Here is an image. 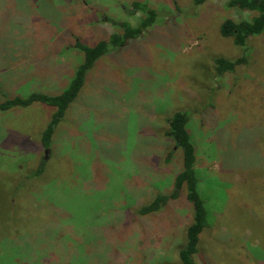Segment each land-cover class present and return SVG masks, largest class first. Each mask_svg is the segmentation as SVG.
Returning a JSON list of instances; mask_svg holds the SVG:
<instances>
[{
	"label": "rangeland",
	"instance_id": "rangeland-1",
	"mask_svg": "<svg viewBox=\"0 0 264 264\" xmlns=\"http://www.w3.org/2000/svg\"><path fill=\"white\" fill-rule=\"evenodd\" d=\"M227 2L3 4L13 21L26 11L20 29L29 38L4 44L9 52L15 45L0 57L8 95L61 92L82 60L75 40L94 45L123 22L137 24L145 12L135 3L156 19L95 61L50 148L41 134L52 106L0 111V264H178L193 213L185 190L159 212H136L170 192L181 168V151L165 135L177 110L190 117L198 190L211 215L198 264L203 252L207 264H264V37H251L246 50L222 37L225 19L256 14ZM242 54L247 63L216 74L214 58Z\"/></svg>",
	"mask_w": 264,
	"mask_h": 264
},
{
	"label": "trees",
	"instance_id": "trees-1",
	"mask_svg": "<svg viewBox=\"0 0 264 264\" xmlns=\"http://www.w3.org/2000/svg\"><path fill=\"white\" fill-rule=\"evenodd\" d=\"M14 0H1L0 2V57L11 56L12 50L7 51L9 41L11 43L20 40H27L23 33L22 22L26 21V11L22 13V20L16 21L9 17H15L3 12V4L7 5ZM34 1V0H33ZM207 0H193L195 5L202 4ZM227 6L236 7L241 10L256 12L251 19L236 20L225 19L219 26V33L224 38H230L234 45L246 50L251 37H264V0H228ZM134 9L143 10L145 16L141 17L137 24L129 22L121 23L122 32L111 34L109 37L96 42L94 45H86L76 39L73 46L82 51V60L75 67L72 78L67 86L59 93H45L42 91H31L26 95H8L5 86L0 85V111H5L12 107H27L33 103H43L54 108L51 118L41 134V144L44 148H50L54 139L59 122L63 119L66 111L77 99L81 91L87 72L92 68L95 61L101 57L110 47H122L127 41L140 35L156 19V11L149 9L144 3H135ZM11 22L18 24L11 25ZM21 22V24H20ZM35 39L33 35L31 40ZM37 39V38H36ZM4 44L6 48H4ZM216 74L222 75L225 72H232L237 66L247 63L246 54H242L235 59L222 56L214 58ZM3 75H0V78ZM6 90V91H5ZM3 98V99H2ZM190 121L189 114L183 110L174 111L167 120L165 135L173 141L174 146L181 151V168L173 179L172 189L168 193L156 192L146 203L140 204L136 212L140 216H147L159 212L170 200L179 197L182 190L186 192V199L192 206V219L185 228V239L177 249L178 264H198L197 257L201 248L199 241L203 232L211 226V215L208 206L198 190V176L196 171L197 153L195 145L190 136L187 124ZM54 143V142H53ZM168 157L165 158L167 161ZM39 164L37 173L41 174L42 165ZM202 264H207L206 253L201 255ZM69 264V263H67Z\"/></svg>",
	"mask_w": 264,
	"mask_h": 264
},
{
	"label": "water",
	"instance_id": "water-1",
	"mask_svg": "<svg viewBox=\"0 0 264 264\" xmlns=\"http://www.w3.org/2000/svg\"><path fill=\"white\" fill-rule=\"evenodd\" d=\"M46 151H48V149Z\"/></svg>",
	"mask_w": 264,
	"mask_h": 264
}]
</instances>
